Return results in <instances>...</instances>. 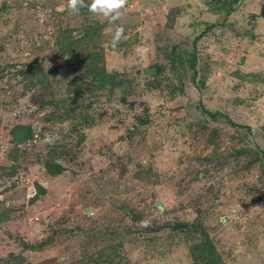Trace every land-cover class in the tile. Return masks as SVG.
Returning a JSON list of instances; mask_svg holds the SVG:
<instances>
[{"label":"rangeland","instance_id":"1","mask_svg":"<svg viewBox=\"0 0 264 264\" xmlns=\"http://www.w3.org/2000/svg\"><path fill=\"white\" fill-rule=\"evenodd\" d=\"M121 11L0 0V264H264V0Z\"/></svg>","mask_w":264,"mask_h":264},{"label":"clouds","instance_id":"2","mask_svg":"<svg viewBox=\"0 0 264 264\" xmlns=\"http://www.w3.org/2000/svg\"><path fill=\"white\" fill-rule=\"evenodd\" d=\"M129 0H91L90 4H86L85 0H67V9L76 13L80 8H87L90 13L98 17H104L109 23H115L122 17V9L128 5ZM125 34L123 25L117 26L112 35L110 45L115 48L118 46ZM141 58L146 57L149 49L146 46H138L136 49ZM142 227H148V220L140 221Z\"/></svg>","mask_w":264,"mask_h":264},{"label":"trees","instance_id":"3","mask_svg":"<svg viewBox=\"0 0 264 264\" xmlns=\"http://www.w3.org/2000/svg\"><path fill=\"white\" fill-rule=\"evenodd\" d=\"M28 132V131H27ZM26 132V133H27ZM26 133L25 132H22V133H17V134H15V136H14V139H16L17 141H21V140H23V138H25V137H23V136H26Z\"/></svg>","mask_w":264,"mask_h":264}]
</instances>
